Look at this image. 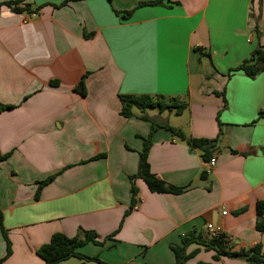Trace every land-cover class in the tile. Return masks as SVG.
<instances>
[{
  "label": "crops",
  "instance_id": "0c3cea01",
  "mask_svg": "<svg viewBox=\"0 0 264 264\" xmlns=\"http://www.w3.org/2000/svg\"><path fill=\"white\" fill-rule=\"evenodd\" d=\"M15 1L40 10L32 16L2 5ZM149 1L0 0V105L14 106L0 113V155L10 154L0 162V211L12 250L5 258L0 228L1 264H45L40 247L55 233L73 238L79 229L98 235V243L79 251L106 264H175L171 246L192 232L209 238L208 224L222 228L234 251L264 244L255 226L257 203L264 201V72L228 77L264 47V0L139 6ZM115 11L133 14L125 19ZM84 76L86 96L75 90ZM123 95L188 99L180 116L146 115L193 138L223 134L216 165L202 180L207 164L200 153L165 129L154 131L152 173L193 187L180 195L156 193L137 179V203L125 219L129 177L138 172L151 124L136 117L138 110L130 119L121 116ZM52 175L37 197L38 183ZM196 250L186 264H248L214 261L216 252L198 244L187 252Z\"/></svg>",
  "mask_w": 264,
  "mask_h": 264
},
{
  "label": "trees",
  "instance_id": "16d2710c",
  "mask_svg": "<svg viewBox=\"0 0 264 264\" xmlns=\"http://www.w3.org/2000/svg\"><path fill=\"white\" fill-rule=\"evenodd\" d=\"M111 1V0H108ZM165 0H154L149 2L140 3L139 6H161ZM169 1V0H168ZM21 1L4 3L2 5L8 6L12 8V10L16 12H24L28 11L31 15L38 14L40 7L36 9H31L29 7L20 8L19 4ZM0 5V6H2ZM61 4L60 6H63ZM59 6V7H60ZM58 7V6H57ZM42 8V7H41ZM117 15L123 16L125 19H128L132 16L133 11L128 12H118L115 11ZM196 52H199L204 60L209 61L211 64V56L208 53H205L202 48L197 47L195 49ZM214 69V67H213ZM217 71H213L215 74ZM237 72L243 73L245 76L254 79L259 74L264 72V47L257 48L251 58L245 60L238 67L231 69L228 73V77H231ZM213 75L209 76L212 77ZM86 78L84 76L78 86L76 87V92L81 94L82 96L87 95L86 90ZM215 95L222 96L225 99V93L215 92ZM122 110L121 116L124 118L130 119L135 117L134 110L140 111L141 115L136 116L138 119L143 120L145 122H149L151 124V132L149 137L143 138V149L140 152L139 157V166L138 172L135 175L129 177L130 185H131V196H132V204L130 209L125 213V219L131 211L134 209L138 196V188L135 185V181L137 179H142L149 189L152 192L156 193H168L173 195H180L190 190L193 185L189 184L186 187H176L171 184L166 183L165 181L159 179L155 174L151 171V166L149 163V151L152 145L151 135L157 129H165L171 134L173 140L185 143L191 149L197 150L200 153L201 158L204 162L210 161L215 153L218 151V146L220 140L223 136L222 132L218 134L215 139H204V138H193L187 135L183 130L174 128L170 126L168 123H159L154 118H151L146 115L148 109H156L160 113L163 112H174L176 116L182 115L189 106L188 99H179L177 97H167V96H135V95H123L120 96ZM226 102V100H225ZM14 106H6L0 105V113L13 109ZM261 117L264 118V111L261 113ZM232 154H239V152L234 150H229ZM245 155L246 153H240ZM10 157V154L0 155V162L7 160ZM103 157L102 155L94 157L92 160H96ZM207 171H204L200 174V178L202 180L207 179ZM56 175H52L48 177L46 180L39 182L37 197L40 191L51 183L55 179ZM257 217H256V229L264 234V201H259L257 203ZM0 228L3 231L4 237L7 241V255L5 258H8L11 253V244L8 239L7 231L3 227V214L0 211ZM117 231L114 233L116 234ZM98 235L94 231H85L84 229H79L78 234L70 238L63 233H55L50 242L40 247L37 251V254L45 261V264H61L62 262L69 260L71 258H77L83 261L88 262H97L99 264H106L101 262L98 258H90L83 255L79 249L85 246L88 242L92 241L94 243L97 242ZM112 238V235L107 237ZM191 244H198L205 247L207 250H214L216 255L213 260L217 261L222 257H227L231 259H242L245 260L248 264H264V244L258 243L255 246L249 249H241L239 251H234L231 240L224 234L221 233L217 236L210 237L204 239L201 235H197L195 232L186 234L182 237L181 245L171 246V249L175 255L176 262L175 264H186L192 257H194L199 251L196 250L192 253H188L187 249ZM2 261H0L1 264ZM198 264H213V263H198Z\"/></svg>",
  "mask_w": 264,
  "mask_h": 264
},
{
  "label": "built area",
  "instance_id": "2783aa9c",
  "mask_svg": "<svg viewBox=\"0 0 264 264\" xmlns=\"http://www.w3.org/2000/svg\"><path fill=\"white\" fill-rule=\"evenodd\" d=\"M32 16H34V14ZM216 162H217L216 158L213 157L210 161H208L206 163L207 164V166H206L207 167L206 168L207 173H210L213 170V168L216 165ZM226 214H227L226 211H223V215H226ZM207 229H208V233H209L210 237H214V236H217V235L223 233L221 227H217L213 224H208Z\"/></svg>",
  "mask_w": 264,
  "mask_h": 264
},
{
  "label": "rangeland",
  "instance_id": "374dc122",
  "mask_svg": "<svg viewBox=\"0 0 264 264\" xmlns=\"http://www.w3.org/2000/svg\"><path fill=\"white\" fill-rule=\"evenodd\" d=\"M137 111V110H136ZM147 112L151 115V116H154V115H156L159 111L158 110H154V109H148L147 110ZM168 114H164L163 116L165 117V118H167L168 116H167ZM171 124H173V125H175V126H180V123L178 122V120H177V118H175V116H172L171 117ZM182 123V122H181Z\"/></svg>",
  "mask_w": 264,
  "mask_h": 264
}]
</instances>
